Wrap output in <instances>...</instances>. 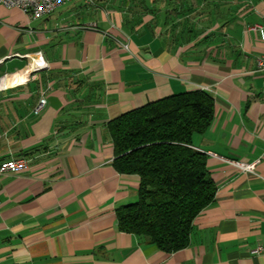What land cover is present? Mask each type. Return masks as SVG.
Listing matches in <instances>:
<instances>
[{
    "label": "crops",
    "instance_id": "crops-1",
    "mask_svg": "<svg viewBox=\"0 0 264 264\" xmlns=\"http://www.w3.org/2000/svg\"><path fill=\"white\" fill-rule=\"evenodd\" d=\"M93 1L38 18L0 4V164L28 161L0 176V264H264V0ZM198 89L215 99L192 145L216 199L168 253L119 228L140 177L115 168L108 124Z\"/></svg>",
    "mask_w": 264,
    "mask_h": 264
},
{
    "label": "trees",
    "instance_id": "trees-1",
    "mask_svg": "<svg viewBox=\"0 0 264 264\" xmlns=\"http://www.w3.org/2000/svg\"><path fill=\"white\" fill-rule=\"evenodd\" d=\"M215 113L206 90L175 93L112 119L114 166L140 177L138 199L118 208L120 230L172 253L187 247L196 217L216 199L207 154L192 145Z\"/></svg>",
    "mask_w": 264,
    "mask_h": 264
},
{
    "label": "built area",
    "instance_id": "built-area-1",
    "mask_svg": "<svg viewBox=\"0 0 264 264\" xmlns=\"http://www.w3.org/2000/svg\"><path fill=\"white\" fill-rule=\"evenodd\" d=\"M71 0H0V4L8 8H18L24 13L28 14L31 18H38L53 12L60 5L69 2ZM89 3H93V0H88ZM30 69L31 73L39 69L47 67L46 61L42 56H36L30 58ZM257 68L259 71H264V55L260 56L257 60ZM4 80V76L0 75V85ZM4 87V86H0ZM46 99L42 97L35 107V113L39 114L45 107ZM2 134L0 132V139ZM233 163L240 169L245 171H254L256 164L244 163L241 161H233ZM28 161L25 158H15L3 161L0 164V176L7 172H19L26 169ZM264 249L262 246H258L255 252H260Z\"/></svg>",
    "mask_w": 264,
    "mask_h": 264
}]
</instances>
